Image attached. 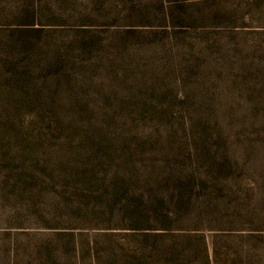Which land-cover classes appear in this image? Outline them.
I'll return each instance as SVG.
<instances>
[{
  "label": "rangeland",
  "instance_id": "374dc122",
  "mask_svg": "<svg viewBox=\"0 0 264 264\" xmlns=\"http://www.w3.org/2000/svg\"><path fill=\"white\" fill-rule=\"evenodd\" d=\"M0 264H264V0H0Z\"/></svg>",
  "mask_w": 264,
  "mask_h": 264
},
{
  "label": "trees",
  "instance_id": "16d2710c",
  "mask_svg": "<svg viewBox=\"0 0 264 264\" xmlns=\"http://www.w3.org/2000/svg\"><path fill=\"white\" fill-rule=\"evenodd\" d=\"M133 228H136V227H133Z\"/></svg>",
  "mask_w": 264,
  "mask_h": 264
}]
</instances>
